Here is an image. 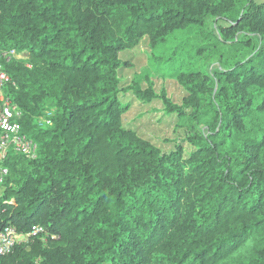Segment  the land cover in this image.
I'll return each instance as SVG.
<instances>
[{"label":"trees","instance_id":"trees-1","mask_svg":"<svg viewBox=\"0 0 264 264\" xmlns=\"http://www.w3.org/2000/svg\"><path fill=\"white\" fill-rule=\"evenodd\" d=\"M188 28L208 67L167 72L181 103L122 82V51ZM0 46L28 53L4 89L38 143L6 160L0 212L45 229L0 264H264V0H0ZM126 94L176 114L174 149L125 125Z\"/></svg>","mask_w":264,"mask_h":264},{"label":"rangeland","instance_id":"rangeland-1","mask_svg":"<svg viewBox=\"0 0 264 264\" xmlns=\"http://www.w3.org/2000/svg\"><path fill=\"white\" fill-rule=\"evenodd\" d=\"M196 32L195 28L178 31L170 37L167 43L157 49L151 48L148 37H144L134 49L122 51L121 57L131 63L120 71L122 82L129 84L133 78H137L142 81L145 87L146 79L149 76L154 81L156 91L165 89L173 102L181 103L187 92L177 79L167 75V72L177 67L183 59H185L186 68L201 67L205 69L208 67V62L204 61V57L189 58V53L184 51L185 41L194 42ZM175 51V57L181 55L176 63H172L170 59L163 61L165 57ZM22 56L27 58L28 53L23 51ZM123 99L124 102L134 100L131 109L124 114L125 125L136 128L142 136L151 139L162 150L174 149L176 142L184 138L185 129L175 128L176 114H166L160 100L146 104L141 103L130 94H126ZM189 150H191V146L186 144V151Z\"/></svg>","mask_w":264,"mask_h":264},{"label":"built area","instance_id":"built-area-1","mask_svg":"<svg viewBox=\"0 0 264 264\" xmlns=\"http://www.w3.org/2000/svg\"><path fill=\"white\" fill-rule=\"evenodd\" d=\"M18 58L23 56L17 48L0 46V195L10 173V168L5 163L10 155L18 153L31 159L38 155L37 141L23 129L24 110L12 101L4 89L11 80L10 74L5 69V63ZM40 122L52 124L47 118H40ZM43 232L45 229L40 225H34L29 232H21L13 224L3 223L0 212V257L12 253L17 245L29 243L33 236Z\"/></svg>","mask_w":264,"mask_h":264}]
</instances>
